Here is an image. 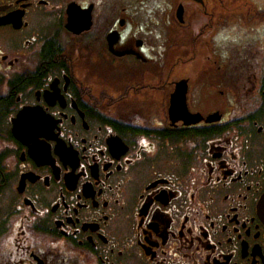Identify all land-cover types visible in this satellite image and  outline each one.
Masks as SVG:
<instances>
[{
    "label": "flooded vegetation",
    "instance_id": "flooded-vegetation-1",
    "mask_svg": "<svg viewBox=\"0 0 264 264\" xmlns=\"http://www.w3.org/2000/svg\"><path fill=\"white\" fill-rule=\"evenodd\" d=\"M264 0H0V264H264Z\"/></svg>",
    "mask_w": 264,
    "mask_h": 264
},
{
    "label": "water",
    "instance_id": "water-1",
    "mask_svg": "<svg viewBox=\"0 0 264 264\" xmlns=\"http://www.w3.org/2000/svg\"><path fill=\"white\" fill-rule=\"evenodd\" d=\"M259 207L262 212V215L264 216V194L262 195L261 200L259 202Z\"/></svg>",
    "mask_w": 264,
    "mask_h": 264
}]
</instances>
